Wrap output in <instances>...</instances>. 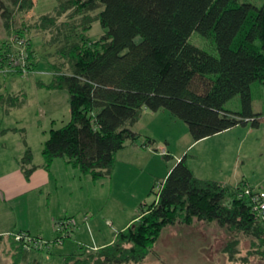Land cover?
Listing matches in <instances>:
<instances>
[{"label":"trees","instance_id":"obj_1","mask_svg":"<svg viewBox=\"0 0 264 264\" xmlns=\"http://www.w3.org/2000/svg\"><path fill=\"white\" fill-rule=\"evenodd\" d=\"M34 7L35 0H0L5 29L23 37L24 32L14 28L16 15ZM95 21L106 30L97 40L89 35ZM36 26L51 31L53 42H61L56 53L62 62L54 64L49 87L68 90L72 109L71 121L52 129L44 144L46 169L56 159L66 158L96 181L110 179L118 151L128 141L142 139L133 127L145 108L171 112L188 124L195 141L238 125H261L263 113L254 110L253 85L264 83V4L58 0L54 13L41 16ZM196 31L214 40L218 56L190 42ZM28 43L33 57V43L30 39ZM11 51L10 42H4L1 67ZM237 96L242 109H227L226 104ZM22 104L20 95H0L6 112ZM22 133L25 136V130ZM24 142L27 150L19 163L30 178L38 165L26 136ZM245 186L199 178L186 154L162 181L155 201L142 205L114 242L97 249L82 247L67 255L65 264H142L166 227L192 225L196 220L228 230L232 238L225 251L232 259L244 236L251 239L245 260H264V224L257 220L251 200L238 196ZM16 245L19 253L13 264H42L39 259L30 261L32 249L21 242Z\"/></svg>","mask_w":264,"mask_h":264},{"label":"rangeland","instance_id":"obj_2","mask_svg":"<svg viewBox=\"0 0 264 264\" xmlns=\"http://www.w3.org/2000/svg\"><path fill=\"white\" fill-rule=\"evenodd\" d=\"M4 1L7 2V0ZM35 1V7L29 12L17 13L14 22L16 31L22 30L24 32L21 33L23 37L30 39L34 44V56L32 57L29 53V60L33 67L29 64L30 68L28 67V69L30 70L27 73H14L4 72L3 67L0 66V95H20V100L24 102L21 106L12 108L8 112L0 105V168L4 164H8L12 157H18L19 154L27 150L24 142L25 136L34 153L35 164L43 162V148L46 140L50 137L51 130L62 128L72 119L68 90L49 87L55 77L54 64L62 62V59L56 53L61 42H58V40L53 42L54 35L51 31H44L36 26L41 16L54 13L58 6V0ZM238 2L252 3L258 7L264 4V0H238ZM65 18L66 16L62 20H65ZM2 27V41L7 44L10 42L11 45L12 37L15 34L8 32L4 24ZM105 31L100 21H95L92 24L89 35L92 39L97 40L103 36ZM190 42L215 56L219 55L214 40L203 36L197 31L190 37ZM8 53L4 56L5 59ZM253 95L254 110L263 113L260 127L255 128L251 123L247 126L238 125L236 126L237 128L234 127L235 129L231 128L234 130L222 131L220 136L215 137L213 135V138L198 144H193L195 139L188 124L165 110L168 116H165L164 119L161 117L160 121L159 119L157 120L159 122L156 124V132L160 138L156 145L158 149L155 150L160 153L162 148L165 147L171 151L169 154L172 155V158L166 159L162 155L160 156L161 158L158 156L157 161H161L163 165L175 164L179 158L187 154L188 162L195 164L199 174L204 176L202 179L219 180L233 184L237 178H242L243 175H246L244 181L249 182L250 185L252 184L257 189L264 190L263 187L259 186L264 180V83L257 81L253 85ZM226 108L232 111H240L242 109L240 96L230 100L226 104ZM146 121L145 118V121L140 126L141 128H146ZM8 128H17L18 130L11 131ZM22 129L25 130V136L22 133ZM165 139L170 140L171 144H168ZM19 148H21V151H19ZM194 155L199 156L196 162H193ZM160 172V174L164 173L163 171ZM69 178L67 175L65 180L68 182ZM159 182L158 184H160ZM82 186V188L75 187V191L69 184L65 186L68 195L65 197L64 204L70 208L69 214L71 215L66 212L63 213L65 214L63 215L64 217L56 218L54 221L49 220L47 217L48 209L46 210L47 198H45L47 191H44L46 195L43 194V198L40 201H33L32 204L27 203L25 213L20 211L18 215H13V220H16L17 217L22 224H28V226L33 224L30 225L35 227V230L32 231L33 236L42 237L51 243L50 247H44V250L50 251L52 249L49 252V259L47 258L48 254H46L48 252L40 251L39 258L43 264H65V257L58 255L64 241L67 242V246L70 240L76 247L80 246L78 241L82 242V240H84V247L93 246L90 243L89 235L86 237L84 234V239L81 240L80 237H75L74 231L80 226L84 229V225L88 223L90 218L98 214L102 206L108 202L111 186L106 188L105 200L101 201V203L95 200V190L92 183H82ZM53 187L54 185L52 190ZM69 189H71V193ZM117 189L119 192L116 195L115 192L114 195L122 199L123 203L129 204L134 200L131 194L136 188L123 184L121 187L118 186ZM59 190L60 196H63L61 194L62 188L60 187ZM158 191V187L153 192L148 191L150 194L148 193L144 204H151L155 201ZM61 198L60 202H63ZM53 200L54 198H52L50 206L54 205ZM115 203L120 202L119 200L116 201L113 196L108 207L113 209L116 206ZM141 207L142 205H139L138 214ZM22 209L20 207V210ZM135 212L133 211V214ZM66 216H70L75 221L76 226L72 229L71 234L66 236L62 243H59L57 238L61 233L57 230L56 223L59 219L67 218ZM111 218L107 217L105 219L106 222L109 223ZM6 219L8 221L12 220ZM40 224L43 226L42 232H38ZM218 227L219 232H216L217 230L215 229H210L209 232L208 226H200V224L185 227L180 225L168 226L163 230L160 239L142 264H264V260L258 258H253L249 261L245 260V257H248L251 239L244 236L241 237L240 251L232 259L230 254L225 251V247L228 245L232 235L227 229ZM18 232L21 231L16 229V231L0 238V264H13L14 256L19 253L16 245L19 241L16 240L13 234ZM54 235L55 238H53ZM80 249L79 247L76 250ZM32 250L37 251L39 248Z\"/></svg>","mask_w":264,"mask_h":264},{"label":"crops","instance_id":"obj_3","mask_svg":"<svg viewBox=\"0 0 264 264\" xmlns=\"http://www.w3.org/2000/svg\"><path fill=\"white\" fill-rule=\"evenodd\" d=\"M2 25L3 20L0 17V49L3 48L4 44L2 41ZM167 114L168 113H166L165 110L152 112L147 108L144 109L140 121L137 122L133 127V130L141 134L143 139H141L140 141H128L126 146L118 151L116 167L110 179H102L96 181L91 176L82 173V171L78 167L74 166L72 163H69L66 158L56 159L50 169H46L43 166L44 161L38 163V168L33 172L30 178H27L24 170L21 168L19 163L25 151L22 154H19L18 157H12L8 164H4L2 168H0V204H2L0 205V218L2 220V222L0 223V238L10 232L16 231V229L33 234L32 231L35 230V227L30 226L33 224H30L29 226L28 224H22L18 221L17 217L16 220H13V215H18L20 211L25 213L26 204H32L33 201L36 200L40 201L43 198V194H45L44 191H47V195L45 194V198H47L46 210L48 209L47 217L49 220L54 221L56 218L64 217L63 215L65 214L63 213L67 212L68 215H71L69 214L70 208H68L64 204L65 197H67L68 195L65 188L66 184L72 186L73 191H75V187H83L82 183H92L95 190V200L99 201L100 203L101 201L105 200V190L106 188H108V186H111L110 198L108 202H106L98 211V214L93 215L88 223L84 225L85 228L82 229L80 226L77 230L74 231V235H76L75 237H80L81 240L84 239V234L86 235V237L87 235H89L91 239L90 243H92L93 246H90L89 244L88 245L90 248L94 249L114 242L117 233L131 225L134 219L138 216V207L139 205H143L145 203L148 193L153 192L154 187L156 188L158 182L161 181V179L165 180L171 169L181 159L179 158L175 164L167 165L165 163V165H163L161 161H157L158 156L159 158H161L160 156L171 153V151L167 150V148L165 147L162 148V151L160 153L156 152V150L158 149V147L156 148V145L160 138L158 136V133L156 132V124L161 120V117L164 119L165 116H168ZM145 118L147 120L145 123L146 128H141L140 126L145 121ZM158 119L159 121H157ZM13 129L17 128H8V130L15 131ZM220 134L222 133H218L214 136H220ZM214 136L203 139L201 141H195L193 142V144L201 143L202 141L213 138ZM147 139H150L151 142L147 143ZM165 141L168 144H171L170 140L165 139ZM19 149V151H21V148ZM198 157V155H194L193 162H196ZM189 164L194 173L199 178L204 177L199 174L195 164H193L192 162H189ZM160 171H163L164 173L162 172L163 174H160ZM67 175L70 177L68 182L65 180ZM71 175H73V177H71ZM245 177L246 175H243L242 178H237L235 180L236 182L232 185H238L241 182L246 183V185H250L249 182L247 183L246 181H244ZM224 183L230 184L228 182ZM123 184L126 186L131 185L132 187L136 188L133 194H131L134 200L129 204L123 203L122 199L115 196L117 192H119L117 187H121ZM260 184L261 185L259 186L264 188V180ZM53 185L54 187L52 190ZM59 186L62 188L61 194L63 196H60ZM250 186L253 185L251 184ZM69 190L71 193V189ZM54 195H56V197H54ZM113 196L114 199L116 201L119 200L120 203H115L116 206L111 209V207H108V205ZM60 197H62L61 199L63 200V202H60ZM52 198H54V205L50 206ZM20 207H22L23 209L20 210ZM133 211H136L135 214H133ZM107 217H112L109 223H107L105 220ZM6 218L12 220L8 221ZM194 224H200V226H208L209 232L210 229H215L217 230L216 232H219V225L215 222L208 223L206 221L196 220ZM177 225H180L182 227L192 226L181 224ZM42 229L43 226L42 224H40V226L38 227V232H42ZM225 234L227 235L226 232ZM53 238H55V235ZM83 241L84 240H82V242L78 241L80 243V248L84 247ZM73 244L74 243L70 240V243H68L67 246V242L64 241L63 247H61V249L59 250L58 255L66 257L67 255L78 253L82 250L80 249L77 251L76 249L79 247H76ZM51 250L52 249H50V251ZM40 251H43L45 253L48 252L46 253L48 254L47 258H50V251H48L47 249L37 251L33 250L30 253V261H33L34 259L40 260Z\"/></svg>","mask_w":264,"mask_h":264},{"label":"built area","instance_id":"obj_4","mask_svg":"<svg viewBox=\"0 0 264 264\" xmlns=\"http://www.w3.org/2000/svg\"><path fill=\"white\" fill-rule=\"evenodd\" d=\"M28 39L15 35L11 40L12 51L8 53L6 59H4V72H16L18 68H23V73H27L29 66V51H28ZM157 187L159 191L162 188V182H159ZM238 196L248 197L251 200L253 211L257 220L264 224V190L257 189L253 186L246 185L243 189H239ZM76 226L75 221L71 217L59 219L56 223L57 230L61 233L57 238V242L62 243L66 236L71 234L72 229ZM13 236L19 242L23 243L26 249H41L46 246L50 247L51 243L42 237L33 236L27 232L21 231L13 234Z\"/></svg>","mask_w":264,"mask_h":264}]
</instances>
